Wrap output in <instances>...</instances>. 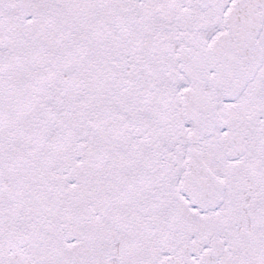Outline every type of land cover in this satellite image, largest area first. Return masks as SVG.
Returning a JSON list of instances; mask_svg holds the SVG:
<instances>
[{
  "label": "snow or ice",
  "instance_id": "obj_1",
  "mask_svg": "<svg viewBox=\"0 0 264 264\" xmlns=\"http://www.w3.org/2000/svg\"><path fill=\"white\" fill-rule=\"evenodd\" d=\"M0 264H264V0H0Z\"/></svg>",
  "mask_w": 264,
  "mask_h": 264
}]
</instances>
